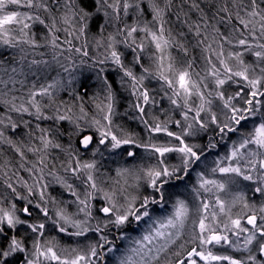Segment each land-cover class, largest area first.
<instances>
[{
	"label": "snow or ice",
	"instance_id": "6c2138e0",
	"mask_svg": "<svg viewBox=\"0 0 264 264\" xmlns=\"http://www.w3.org/2000/svg\"><path fill=\"white\" fill-rule=\"evenodd\" d=\"M0 107V264H264V0H0Z\"/></svg>",
	"mask_w": 264,
	"mask_h": 264
},
{
	"label": "rangeland",
	"instance_id": "374dc122",
	"mask_svg": "<svg viewBox=\"0 0 264 264\" xmlns=\"http://www.w3.org/2000/svg\"><path fill=\"white\" fill-rule=\"evenodd\" d=\"M109 31H111V29H109ZM37 32H38V38H39V32H40V30L38 29ZM39 51H46V49H40ZM90 53H91V49H90ZM194 55H197L198 56L199 54L197 52V53H194ZM37 58H39V57H37ZM45 58H48V57H45ZM129 59H130V57H129ZM244 59H245V62L246 63H252L254 58L251 55H246L244 57ZM197 63L200 64V61L197 60ZM200 66L202 67V64H200ZM197 70H199V68ZM136 71L139 72V69H136ZM55 75H56V71H50V72H48V73L40 76L39 83L51 82L52 78L55 77ZM29 79L31 81L32 79H35V78L34 77H30ZM109 79L113 82V87H116V79H117L116 75L114 73L111 74L109 76ZM83 84L87 88H91V89L98 90V86L95 83H91L90 80H85L83 82ZM146 84H147V82H146ZM148 86L150 88H153V89H158V87H159L158 84L155 81H152L151 84H149ZM17 87H19V86H17ZM234 90H235V87L230 88L229 89V92H232ZM117 91L119 92L120 89L117 88ZM72 93L73 92H72L71 87L65 86L64 88H62L56 94V96H55L56 103L57 104H61L63 102H67L69 106L76 105L75 104L76 103V100L71 99L70 96H69V94H72ZM17 95H20V93H17ZM125 96H126V94H125ZM125 96H122L121 97V103L117 106V112L118 113H119L120 106L125 101ZM159 99H160V96H159V94H157V100H159ZM47 102L48 101H47L46 98L44 100H42V103H44V104H47ZM127 104H128V101L126 102L125 109L129 112L130 115H132L131 111L128 110V108H127ZM163 107H168V104H167L166 101L163 103ZM91 108H92L91 115H89L88 112H86L85 110L84 111L88 114L89 117L96 116V110L92 106H91ZM1 110H2V112L4 111L3 108H1ZM146 111L155 112L154 109H151V110L146 109ZM45 114L46 115H52V112L50 110H47ZM71 114L73 115L74 118L81 116V113H80L79 109L76 106L73 107V110H72V113ZM25 118L27 119L28 117H25ZM97 118H99V117H97ZM175 118H179V117L176 116ZM161 119H163V116H161ZM114 122L117 123V124L124 125L126 127V129L129 130V131L138 133L142 138L145 136V133H144V130H143V125L138 124L134 120L133 121H129V119L128 118H124L123 115H118L115 118V121ZM32 123L35 124V123H37V121L33 120ZM39 123H40V126L42 128H52L53 127V125H52V123L50 121H40ZM82 126H83V124H82ZM130 126L132 128L135 127V126H137L138 129L132 130V128ZM60 128L64 131L65 138H58V142H60L63 145L67 146L68 145V139L66 138V134L70 130V125L67 122H61L60 123ZM173 130H175V129H173ZM83 134L84 135H87V134H90V133L88 131H86ZM72 144H73V147L78 148L79 147V139L76 138V137H73L72 138ZM81 153H82V158L84 160H90L92 158L90 152L89 153H83V150L81 149ZM54 155L57 157L56 163H57V167H59L60 162L61 161H64L66 159V157H65L64 154L60 153L59 151L54 152ZM96 158L98 160L100 159L99 157H96ZM173 162H175V160H173ZM121 163L122 162L119 161L118 159L116 160V162H113L112 160H104V161H102V164L104 165V167L102 168V171L106 170V171L110 172L112 175H115L114 171H112V170L115 169L116 167H119ZM61 174L63 175L62 172H61ZM234 189L235 188H233L232 191H234ZM50 191H52V195L57 196L61 192V189L59 187H56L54 191L51 190V189H50ZM244 191L247 194L249 204L255 205L256 209L258 210V208L261 206V204L264 203V200H262L258 196L257 197H253L252 193L250 191H248L247 189H244ZM243 211H246V210L243 209ZM233 212H234V208H233ZM240 212H242V211H240ZM47 235H48L49 238L55 237L57 243L61 247L66 246L68 244H72L73 246H75V241L74 240H69L67 237L62 236V235H59L55 231H50ZM189 238H190V232L185 235L184 239L187 240ZM92 239H94V237H92ZM178 243H180V242H178ZM190 246L191 245H185L186 248H188ZM173 251H182V250L179 249V248H174ZM214 251L217 254L233 255V256H236L237 258H239L240 255H242V254L235 253L234 251H231V250H228V249L217 248ZM169 259L174 260L175 257L172 256L171 253H170L169 254Z\"/></svg>",
	"mask_w": 264,
	"mask_h": 264
},
{
	"label": "trees",
	"instance_id": "16d2710c",
	"mask_svg": "<svg viewBox=\"0 0 264 264\" xmlns=\"http://www.w3.org/2000/svg\"><path fill=\"white\" fill-rule=\"evenodd\" d=\"M77 91H79V89L77 90ZM94 91H97V90H95V89H91V88H88V95L87 96H84V102H83V107H84V110L86 111V112H88V114L89 115H91V113H92V108H91V106H92V104H91V102H90V100H89V97L93 94V92ZM73 95H74V93H72V94H69V96H70V98L71 99H73ZM81 95H82V93H81ZM128 100L126 99V96H125V101H124V103L120 106V109H119V113L121 114V115H123V113L125 112V111H127L126 109H125V105H126V102H127ZM79 101L78 100H76V107L79 109ZM1 108H3V107H0V112H2V110H1ZM4 109V108H3ZM153 114H157L156 112H152ZM129 117H131V115L129 114ZM129 119V121H133L132 119H130V118H128ZM131 127V126H130ZM132 128V127H131ZM134 129H138L137 128V126H135V127H133L132 128V130H134ZM30 159L32 158V157H29Z\"/></svg>",
	"mask_w": 264,
	"mask_h": 264
},
{
	"label": "flooded vegetation",
	"instance_id": "af4514ba",
	"mask_svg": "<svg viewBox=\"0 0 264 264\" xmlns=\"http://www.w3.org/2000/svg\"><path fill=\"white\" fill-rule=\"evenodd\" d=\"M237 190L238 189L235 188L233 192H236ZM240 211H243V209H242L241 205L238 204L236 207H234V213H238Z\"/></svg>",
	"mask_w": 264,
	"mask_h": 264
}]
</instances>
